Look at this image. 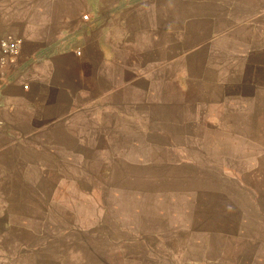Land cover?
I'll return each mask as SVG.
<instances>
[{
	"label": "rangeland",
	"instance_id": "rangeland-1",
	"mask_svg": "<svg viewBox=\"0 0 264 264\" xmlns=\"http://www.w3.org/2000/svg\"><path fill=\"white\" fill-rule=\"evenodd\" d=\"M156 1L159 79L96 154L0 136V264H264V0Z\"/></svg>",
	"mask_w": 264,
	"mask_h": 264
},
{
	"label": "crops",
	"instance_id": "crops-1",
	"mask_svg": "<svg viewBox=\"0 0 264 264\" xmlns=\"http://www.w3.org/2000/svg\"><path fill=\"white\" fill-rule=\"evenodd\" d=\"M159 11L155 0H0L1 29L23 41L0 69V136L15 131L31 164L96 154L130 121L129 81L159 79L138 47L159 48Z\"/></svg>",
	"mask_w": 264,
	"mask_h": 264
},
{
	"label": "built area",
	"instance_id": "built-area-1",
	"mask_svg": "<svg viewBox=\"0 0 264 264\" xmlns=\"http://www.w3.org/2000/svg\"><path fill=\"white\" fill-rule=\"evenodd\" d=\"M83 19H87V15H84ZM22 44V38L10 32H5L0 27V69L16 60L21 53ZM76 54H79V52Z\"/></svg>",
	"mask_w": 264,
	"mask_h": 264
}]
</instances>
